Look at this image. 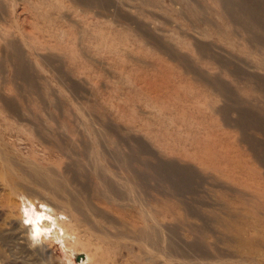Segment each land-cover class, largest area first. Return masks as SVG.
<instances>
[{
	"label": "rangeland",
	"instance_id": "obj_1",
	"mask_svg": "<svg viewBox=\"0 0 264 264\" xmlns=\"http://www.w3.org/2000/svg\"><path fill=\"white\" fill-rule=\"evenodd\" d=\"M0 264H264V0H0Z\"/></svg>",
	"mask_w": 264,
	"mask_h": 264
},
{
	"label": "bare ground",
	"instance_id": "obj_2",
	"mask_svg": "<svg viewBox=\"0 0 264 264\" xmlns=\"http://www.w3.org/2000/svg\"><path fill=\"white\" fill-rule=\"evenodd\" d=\"M45 209V208H44ZM47 209V208H46ZM39 216V219L36 221V220H33V222H34V226H35V228H34V234H35V236H39V235H41V233L44 231L43 230V228L41 227V225H40V222H42L44 219H51V217H50V215H46V214H39L38 215ZM46 232H44V234H45ZM43 234V233H42Z\"/></svg>",
	"mask_w": 264,
	"mask_h": 264
}]
</instances>
